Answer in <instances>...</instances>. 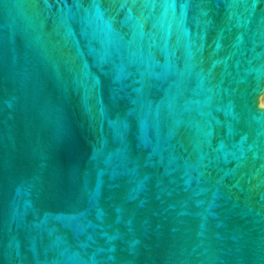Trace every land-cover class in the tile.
Masks as SVG:
<instances>
[{
  "label": "water",
  "instance_id": "water-1",
  "mask_svg": "<svg viewBox=\"0 0 264 264\" xmlns=\"http://www.w3.org/2000/svg\"><path fill=\"white\" fill-rule=\"evenodd\" d=\"M0 264H264V0H0Z\"/></svg>",
  "mask_w": 264,
  "mask_h": 264
}]
</instances>
